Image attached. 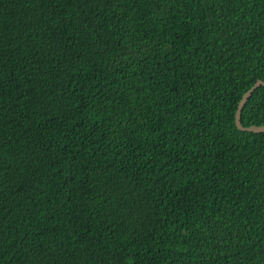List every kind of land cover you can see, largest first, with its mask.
<instances>
[{"label":"trees","instance_id":"obj_1","mask_svg":"<svg viewBox=\"0 0 264 264\" xmlns=\"http://www.w3.org/2000/svg\"><path fill=\"white\" fill-rule=\"evenodd\" d=\"M258 81L264 0H0V264H264Z\"/></svg>","mask_w":264,"mask_h":264},{"label":"water","instance_id":"obj_2","mask_svg":"<svg viewBox=\"0 0 264 264\" xmlns=\"http://www.w3.org/2000/svg\"><path fill=\"white\" fill-rule=\"evenodd\" d=\"M260 86H264V82L263 81H258L253 88H251L243 97V99L240 102L239 108L237 110L236 113V126L242 130V131H249V132H254V133H263L264 132V126L258 127V126H251V127H244L241 124V116H242V111H243V107L246 104L247 100L249 99V97L252 95V93L256 90V88L260 87Z\"/></svg>","mask_w":264,"mask_h":264}]
</instances>
